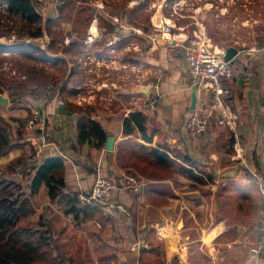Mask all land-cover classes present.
<instances>
[{"label": "crops", "instance_id": "crops-1", "mask_svg": "<svg viewBox=\"0 0 264 264\" xmlns=\"http://www.w3.org/2000/svg\"><path fill=\"white\" fill-rule=\"evenodd\" d=\"M140 3L141 0H124L128 11L120 23L101 17L105 22L102 24L98 18V34L95 23L90 25L92 18L88 22L83 16L76 20L84 22L83 35H87L81 42L67 41L73 53L71 59L65 60V82L56 87L61 93L69 81L80 82L81 59L75 58L73 49L84 42L88 44L87 37L100 43V52L135 44L125 51L124 57L114 55L109 64L98 67V80L91 76L89 92L98 94H92L89 104L61 101L40 87L44 78L37 80L39 75L28 73V80L35 83L29 89L30 98L40 99V105L23 104L1 113L6 118L28 120L32 110L39 108L47 122L44 149L36 161L32 160L28 151L37 134L26 125L21 126L24 144L0 155V173L30 193L29 179L35 167L43 159L57 156L65 164L67 191L78 193L90 188L98 166L116 180L110 199L100 204L104 216L101 220L64 213L49 197L45 185L31 195L35 207L31 217L44 215L57 251H62L73 264H264V250L257 242L261 195L253 177V171L264 172V37L253 45L236 44L239 40H234L219 50L223 55L226 46L247 47L229 62L231 75L226 81L231 90L229 104L237 116L235 129L213 121L207 131L191 135L185 126L191 111L200 108L203 114L212 113L208 90L195 88L189 81L182 45L190 39L185 32L174 29L173 37H158L148 26L149 19H140ZM134 9L138 19L129 14ZM164 18L167 17L160 15V19ZM106 22L112 23L115 34L106 33ZM89 25L93 29H87ZM24 48L17 47L19 52ZM29 48L32 53L33 47ZM106 56L94 54L89 62L93 64V59ZM53 58L63 62V58L52 54L51 59L41 56L38 61L54 66ZM124 59L130 60L129 95L118 83L122 79L120 68L128 65ZM140 71L147 81L151 80L140 84ZM152 75H158L155 84ZM145 86L147 91L140 90ZM123 98H131L134 107H125ZM6 107L7 110L9 106ZM77 107L91 109V118L105 129L107 136L114 137L113 150H106L105 143L99 148L93 141L79 142L76 123L86 111H78ZM136 110L146 116L148 129L144 135L149 141L140 134L123 133L124 118ZM11 125L16 133L20 122L12 121ZM139 145L163 150L175 165L159 163L161 177L141 175L134 158L135 153H140ZM182 156L189 157V162ZM9 164H13L12 172L5 168ZM183 168L198 178L189 176ZM129 177H134L135 183H130Z\"/></svg>", "mask_w": 264, "mask_h": 264}, {"label": "rangeland", "instance_id": "rangeland-1", "mask_svg": "<svg viewBox=\"0 0 264 264\" xmlns=\"http://www.w3.org/2000/svg\"><path fill=\"white\" fill-rule=\"evenodd\" d=\"M34 1L35 9L40 16L38 19H29L19 13L12 12L7 8L6 4L0 3V51H2L0 54L3 57V60H0V66L4 65L6 62L7 65L16 69L18 75L9 76L5 70L1 68L0 70L4 71L8 77L14 78V81H17V79L20 78L24 79L26 76L25 80L18 81L20 82V86L24 88H20L23 89L22 91L17 90L22 95L21 97H17L15 103L12 104L15 105V108L33 102H36L37 105H40L41 103L40 99L35 101L36 99L30 98L29 89L35 83L28 80V73L39 75V79L37 80L44 78L40 82L42 83L40 87H45V90L49 93H53V96L58 95L57 88L60 86V83H64L63 80L60 81L59 76H62L63 72L68 68L65 60H67V58L71 59L70 55L72 56L73 53L72 47L67 44V41H73V39H76L78 42H81V39L84 37V22H77V19H80L82 16L84 18L86 16H93L90 25L95 23L94 31L98 34L100 31L96 21L98 18L101 19V17H103L109 21L112 20L113 23L114 18H117L121 22L124 12L128 11L123 5L124 0ZM67 1L71 3L65 10L66 17L61 18L58 23L51 22L52 19L58 16V6ZM81 7H85V10ZM139 7L138 12H141V16H139L140 19L144 22L146 21L144 19H149L148 26L152 29V32L154 31L156 34L162 35L159 30L153 29V24L158 22L154 18L156 17V13L159 12L157 13L159 16V22L165 19H160V15L167 17L166 19L172 20L171 23L174 26L172 29L179 32H185L189 39L199 38L200 41L202 40L207 43L209 48L213 50H221L224 45L235 43L234 40H239L236 44L253 45L256 44V42L261 41L262 37H264V0H141ZM129 14H131L133 18L138 19V17L134 16L136 14L135 9L133 14L132 12H129ZM68 19H71L72 22L67 21ZM106 23V33L115 34L112 23ZM90 25L87 26V29L91 28ZM144 28L147 30L146 26ZM37 32H39L38 35H36ZM86 35L87 34H85V37ZM85 37L83 40H85ZM88 39L89 38L87 37L86 40L88 44H85L84 42L83 45L75 46L77 49H73L75 58L81 59L80 61H78L79 59L77 60L79 62L78 66H80L81 78L78 84H73L72 81L68 82L67 88H69V91L65 88L66 91L64 90V93L61 94L65 100L68 97L72 98L73 96H76L75 93L77 91H79L81 95H87L90 89L89 83L92 80L91 76L96 80L100 77L98 74L101 72H99L98 69L92 71L89 70V68H92L94 65L89 62L90 56L94 54L99 56V53H101V55L107 54L106 63L109 64L111 58L115 57L114 55L124 57L125 51L128 52V50H131L135 45L128 44L122 48V50L111 47L106 52H100V43L97 41L96 43L93 42L95 41L94 38H92V42L88 41ZM104 39L107 38L105 37ZM23 45L25 46L23 50L24 52H19L17 47ZM31 45H33L32 53L29 50V46ZM86 45H91V47H87ZM39 49H41L48 60L51 59V54L63 58V62H61L63 71L60 72L58 76L55 75V65L52 66L46 64L42 60H40L42 62L38 61L37 52ZM27 54H30L31 57L33 56L34 59L30 60L27 58ZM123 63L128 65H123L121 68L119 67L122 72V79L121 81H118V83H121L123 88H125L123 93L129 95L130 92L127 90L132 86L130 60L124 59ZM141 74L140 71V84L151 80L147 81L146 75L142 76ZM66 76L67 73L65 78ZM157 76L158 75H152L154 84ZM109 77L112 78L111 73H109ZM25 81H28V83L25 84ZM93 93L96 95L98 94L97 91ZM2 94L8 97L10 92L7 89H4ZM122 102H124L125 107H134L131 98H123ZM10 104L11 102L9 100L6 105L0 106V109H5L6 106H9L7 110H0V113L8 112V110L12 108V106L10 107ZM34 105L35 103L32 106L35 107ZM83 105L85 104H82V106ZM36 220L37 216L28 219L29 224H34ZM57 249L56 246L55 253L57 252ZM67 258L69 259V257Z\"/></svg>", "mask_w": 264, "mask_h": 264}, {"label": "trees", "instance_id": "trees-1", "mask_svg": "<svg viewBox=\"0 0 264 264\" xmlns=\"http://www.w3.org/2000/svg\"><path fill=\"white\" fill-rule=\"evenodd\" d=\"M0 3L6 4L7 8L19 13L29 19H38L34 0H0ZM70 2L62 3L58 6V16L51 22H59L61 18L66 17L65 10ZM93 17V16H92ZM91 16H86L85 21H89ZM103 24V18H99ZM36 34V33H35ZM37 32L36 35H38ZM33 46V45H31ZM41 50V49H40ZM2 51H0L1 53ZM38 57L46 58L42 51L38 50ZM33 60V56L27 57ZM0 60H3L0 54ZM52 63L56 66L55 75L58 76L63 71L58 59L53 58ZM66 70L60 80L65 82ZM14 81V78L8 77L6 73L0 70V94L4 89L8 90L11 102L10 107L15 108V100L21 97L24 88L20 82ZM18 90V91H17ZM63 92V91H62ZM61 95V91H57ZM57 97V95H56ZM69 104H74L68 102ZM1 106V105H0ZM81 106V105H79ZM19 107V106H18ZM78 111H86V115L77 119V130L79 142H94V145L102 148L106 142L107 133L105 129L89 115V107H77ZM18 120L20 127L15 131L12 129L11 122ZM27 119L16 117H4L0 113V155L5 154L12 149L24 144L23 132L21 126H25ZM123 133L140 134L145 141L150 139L145 137L144 133L148 129L146 116L142 111H134L123 120ZM165 146L163 148H167ZM169 148V147H168ZM140 153H135V165L141 175L148 178L153 176H162L159 163L175 165V161L161 149L139 145ZM180 156L179 154H177ZM185 162H189V157L182 156ZM20 160L17 161L19 163ZM8 171H13V164L5 167ZM191 177L198 178L192 174L191 170L183 168ZM30 193H26L22 186L11 177H4L0 173V264H73V262L61 252H56V243L53 241L51 233L46 229V222L43 221L44 215H40L34 224H29L28 219L35 213V207L31 200V195L38 192L42 185H45L48 195L55 200L62 211L66 214H72L75 218L88 220H101L103 213L100 204L97 205H79L77 201V192L67 191L65 182V164L61 157H50L43 159L35 167L34 175L29 179ZM49 232V233H48Z\"/></svg>", "mask_w": 264, "mask_h": 264}, {"label": "built area", "instance_id": "built-area-1", "mask_svg": "<svg viewBox=\"0 0 264 264\" xmlns=\"http://www.w3.org/2000/svg\"><path fill=\"white\" fill-rule=\"evenodd\" d=\"M114 21L120 23L117 18ZM161 22V23H160ZM160 22L154 23L153 28L162 33V37L169 39L173 37L174 27L171 23L172 20L164 19ZM91 41V37H88ZM182 51L187 62V71L190 84L195 88L207 89L211 98V115L203 114L200 108H195L191 111L188 119L186 120V129L191 135H198L207 131L212 122L218 125H227L233 129L236 127V114L232 111L229 104V96L231 90L226 84L227 79L230 77V63L224 60L221 51L209 48L208 44L200 41L199 38L190 39L187 43L182 45ZM94 65L97 68H89L90 71L98 69L107 62L106 57L93 59ZM5 70L9 76H17L16 69L7 65L0 66ZM92 92L87 95H81L79 91L72 98L68 97L66 100L61 96L57 97L61 101L72 102L77 105L89 104L93 100ZM46 117L45 114L39 109L34 108L31 117L28 119L26 126L31 128L37 135L36 141L33 142L32 147L28 151V156L36 161L39 154L44 149L46 140ZM239 152L240 148L236 147ZM253 177L257 183L261 195V210L258 219V245L260 250H264V172L253 171ZM130 183H135L134 177H129ZM116 180L103 173L101 166L97 167V174L93 184L88 189H83L77 193V201L79 205H97L108 201L111 197L113 190L116 188Z\"/></svg>", "mask_w": 264, "mask_h": 264}, {"label": "water", "instance_id": "water-1", "mask_svg": "<svg viewBox=\"0 0 264 264\" xmlns=\"http://www.w3.org/2000/svg\"><path fill=\"white\" fill-rule=\"evenodd\" d=\"M159 35V36H158ZM158 37H161L160 34H158ZM247 47H241V48H237L235 46H226L224 48V54H223V58L224 60L231 62L233 60V58L240 52V51H246ZM149 88L148 87H143L140 90L142 91H147ZM9 102V98L3 94H0V105L4 106ZM193 102H195V97H193ZM192 107H194V105H192ZM113 144H114V137L112 135L107 136L106 138V142H105V149L106 150H113Z\"/></svg>", "mask_w": 264, "mask_h": 264}, {"label": "bare ground", "instance_id": "bare-ground-1", "mask_svg": "<svg viewBox=\"0 0 264 264\" xmlns=\"http://www.w3.org/2000/svg\"><path fill=\"white\" fill-rule=\"evenodd\" d=\"M158 13V12H157ZM157 13H156V17L154 18V19H156L157 21L159 20L158 18H159V16L157 15Z\"/></svg>", "mask_w": 264, "mask_h": 264}]
</instances>
